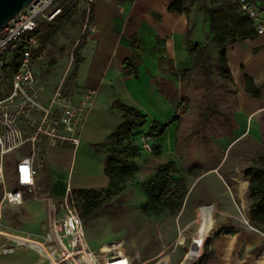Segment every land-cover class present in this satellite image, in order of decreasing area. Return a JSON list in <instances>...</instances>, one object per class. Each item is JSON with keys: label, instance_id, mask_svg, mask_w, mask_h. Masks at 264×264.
Instances as JSON below:
<instances>
[{"label": "crops", "instance_id": "1", "mask_svg": "<svg viewBox=\"0 0 264 264\" xmlns=\"http://www.w3.org/2000/svg\"><path fill=\"white\" fill-rule=\"evenodd\" d=\"M174 1L176 0H95L93 25L96 30L88 36L80 50L82 61L75 79L70 83L67 80L66 84L68 92L79 104L83 103L85 93H93L92 104L85 114L82 126L81 143L78 147L70 144L46 145L41 156L42 160H45L44 172L47 180L52 184V188L58 191L57 194L64 197L68 188L74 191L104 190L108 187L109 178L105 173L108 155L97 151L95 146L105 143L125 122L123 114L113 108L117 101L147 115L148 123L140 131L142 134L148 133L155 122L169 124L164 135L153 139V146H160L162 155L150 156L143 150L136 159L138 174L121 196L136 185L139 188L160 165L170 161L177 163V157L182 155L193 125L204 127L215 116L225 117L224 112L220 111V106L216 107L209 102L215 86L208 91L206 79L196 73L191 81L186 82L181 81L178 75L191 69L195 63L196 55L189 52V41L208 47L213 63L217 64L218 48L210 22L200 8L203 5L217 6L234 1L206 0L199 6L198 1L185 0V5L191 10L189 14L170 11L169 7ZM254 7L259 12L256 25L264 24V0H254ZM133 39L137 41L142 53V61L136 66L137 77L127 74L129 68L125 72V63L135 56V49L130 43ZM227 59L233 76L229 89L234 94V154L242 161L246 141H249V144L264 141V34L230 44L227 48ZM246 76L253 78L257 85L262 87L261 98H254L247 92ZM7 83L0 82L1 88L5 89L3 94L8 91ZM38 87L43 101H48L55 91L47 94L45 89L39 85ZM187 103L189 106H186ZM205 103L206 108H213V116L201 124V113H193V110L201 108ZM218 139L225 142V137ZM137 141L142 146L141 138H137ZM225 146L224 144L215 150L213 155L217 156L216 164L211 170L200 173L196 169V175L189 173L196 177L193 181L184 177L189 185V193L177 220L178 243L183 245L189 238L193 240V246L188 249L189 258L181 264H195L196 257L204 250L203 244L206 240H210V245L207 257L201 264H264V224L252 222L249 191L251 179L246 175L248 168L261 167L254 164V160L264 156V152L256 153L252 158V165L235 167L232 170L234 187H237V183L243 188L241 201L244 203L248 200L249 217H243V224L237 229L223 231L222 228L228 221L220 217L227 213L226 207L232 205L226 191L230 185L225 177L228 161ZM260 146L258 143L257 149H260ZM16 163L17 161L13 165L12 177ZM190 165L191 168L196 166L193 163ZM12 180L15 185L14 179ZM146 200L143 198L142 205ZM220 205L226 207L222 209ZM64 215L63 204H60L59 207H52L50 226L45 233L10 229L7 234L3 231L5 225L1 221L0 211V237H9L17 248L33 249L40 255V260L43 258L46 264H51V258L62 251L61 222ZM209 227L202 241L196 242ZM85 233L87 243L94 253L105 256L111 248L116 247L131 259L132 264L134 263L135 256L133 252L131 254L128 251L125 238L116 237L117 239L100 245L95 244L96 247H93L90 240L98 232L92 235H87L86 231ZM42 243L44 256L35 246H43ZM179 253L177 248L173 257H179ZM65 263L68 264L63 262Z\"/></svg>", "mask_w": 264, "mask_h": 264}, {"label": "rangeland", "instance_id": "2", "mask_svg": "<svg viewBox=\"0 0 264 264\" xmlns=\"http://www.w3.org/2000/svg\"><path fill=\"white\" fill-rule=\"evenodd\" d=\"M192 1H198L200 6L206 0ZM94 2L95 0L58 1L56 5L60 6L62 11L65 5H73L71 20L67 23H65V20L58 21L57 18L62 12L52 21L41 20L37 33V47L34 52L33 68L37 77V85L45 89L47 94L55 90L62 81L65 82V85L67 84L74 66V51L80 38L87 32L89 11ZM213 81L215 88L211 93L209 102L216 107L220 106V111L224 112L225 117L218 118L215 116L204 127L198 124L193 125L190 130L191 135L185 141L182 155L177 157V165L181 175L189 181H193L196 177L189 174V169L192 166L190 164H199L200 169L198 170L200 173H204L208 169L211 170L216 164L217 156L213 155L215 150L220 149V146L223 147L224 144L226 145V159L228 161L226 163L227 173L225 177L230 185V188L226 186V191L232 205L230 207L227 206L228 208L220 205L222 209L225 207L227 209V213L220 218L228 221V224L222 228L223 231H228L237 229L240 224H243V217H249L248 200L245 198L246 202L243 203L241 201L243 188L237 183V187H234V181L231 179L233 173L231 172L235 167L244 168L252 165V158L256 153L264 152V141L254 142L253 144H249V141H246V146L243 147L246 151H242L244 159L241 161L240 157L236 158L233 147L235 130V125L233 124L235 112L234 94L229 89L232 83L223 79L216 70ZM7 85L8 89H10V81ZM0 95L3 96V93L0 92ZM187 105L189 106V103ZM206 105L207 103L201 108L193 110V113H202ZM23 126L26 127L25 122ZM220 137H225V142H220L218 139ZM258 143L261 145L260 149L256 147ZM30 153V148L26 147L7 156L6 183L0 186V206L4 192L15 186L12 180L14 163L21 156ZM148 153L150 156L153 155V151ZM188 154H193V156L189 157ZM45 166V160H42L41 156L37 157L35 191L25 195V201L21 206L6 207L0 210L1 221L5 225L3 228L5 233L9 234L10 229H22L39 234L48 230L52 207H59L60 204H63L66 194L63 197L62 194H57L58 191L56 189L52 188V184L49 183L44 172ZM143 198L145 201L146 195L141 185H139V188L136 185L128 193L113 198L95 219H84L81 217L87 235L98 232L90 240L93 243V247H96L95 244L100 245L103 242L117 239L116 237L125 238L128 251L131 254L133 252L135 256L133 264L183 263L189 258L188 249L193 246V240L188 238L183 245H179L177 220L180 214L177 216H171L170 214L146 216L141 211ZM78 213L81 216L80 211ZM35 246L37 247H35L36 250L44 256V245L35 244ZM177 248L180 250V256L174 258L173 253ZM37 260H39L38 264H46V261L44 262L43 258L40 260V255L33 249L17 248L9 237L4 235L0 237V264H36ZM191 264L194 263L191 262Z\"/></svg>", "mask_w": 264, "mask_h": 264}, {"label": "built area", "instance_id": "3", "mask_svg": "<svg viewBox=\"0 0 264 264\" xmlns=\"http://www.w3.org/2000/svg\"><path fill=\"white\" fill-rule=\"evenodd\" d=\"M58 1L68 0H34L0 29V82L11 83L10 89L0 95V186L6 183L7 156L25 147L31 148L30 154L18 159L13 174L15 186L4 192L0 210L21 206L25 195L35 191L36 158L43 156L46 145H80L85 114L92 104V92L85 93L83 103L79 104L68 92L64 81L48 101H43L37 85L33 68L36 33L41 20L52 21L62 12L56 5ZM233 1L239 4L243 13L255 22L258 20L254 0ZM95 30V25L87 26L89 34ZM256 30L259 35L264 34V24H257ZM4 90L1 88L0 92ZM140 138L143 150L152 152L154 137L143 133ZM63 208L62 251L51 258V264H132L131 259L116 247L105 256L90 249L71 188H68Z\"/></svg>", "mask_w": 264, "mask_h": 264}, {"label": "trees", "instance_id": "4", "mask_svg": "<svg viewBox=\"0 0 264 264\" xmlns=\"http://www.w3.org/2000/svg\"><path fill=\"white\" fill-rule=\"evenodd\" d=\"M72 7V4L65 5L57 20H65V23L69 22ZM200 9L211 25L214 42L219 52L217 64L213 63L208 47L193 44L189 41L188 49L190 53L196 55L195 63L191 69L181 72L178 76L183 82L191 81L195 73L203 76L206 79V88L210 91L215 86L213 81L215 70L223 79L233 82L227 59L228 46L242 40L254 39L258 33L255 21L243 13L236 2L221 3L217 6L203 5ZM169 10L187 14L191 11L185 5V0L174 1ZM94 11L95 7L92 5L88 16L89 25L93 24ZM89 35L88 32L83 34L74 51V69L69 76V83L77 75L78 67L82 61L80 50L85 45ZM130 43L135 49V56L125 63V72L129 68L130 71H127V74L137 77L136 66L142 61V53L135 39L131 40ZM34 56L35 53H33V59ZM246 90L254 98L259 99L262 96V87L257 85L250 76H246ZM113 108L118 109L123 114L125 122L116 132L110 135L105 143L95 146L97 151L105 152L108 155L105 173L109 178V185L104 190L76 189L73 191V199L78 211L81 213V217L84 219H93L105 207L106 203L121 195L127 189L128 184L136 178L139 171L136 159L140 157L143 147L138 143L137 138L141 137L142 133L140 131L147 125L148 117L139 110L131 108L120 101L115 102ZM187 109L185 108V110ZM212 116L213 108L208 106L201 113V124L207 122ZM168 127L169 124L155 122L148 134L155 138L161 137ZM153 154L156 156L162 155L160 146H154ZM254 164H259L261 167L253 166L246 170V175L251 179L249 191L252 201V222L264 224V156L256 158ZM199 168L198 165L193 166L189 173L196 175L198 173L196 169ZM141 187L147 197L146 202L141 206V210L147 216L179 215L189 193V185L174 161L160 165L154 174L141 184ZM209 229L210 227L197 238L196 242L200 243ZM209 245L210 240H206L203 244L204 250L196 257L195 264H201L206 259Z\"/></svg>", "mask_w": 264, "mask_h": 264}, {"label": "water", "instance_id": "5", "mask_svg": "<svg viewBox=\"0 0 264 264\" xmlns=\"http://www.w3.org/2000/svg\"><path fill=\"white\" fill-rule=\"evenodd\" d=\"M34 0H0V29L5 27Z\"/></svg>", "mask_w": 264, "mask_h": 264}]
</instances>
